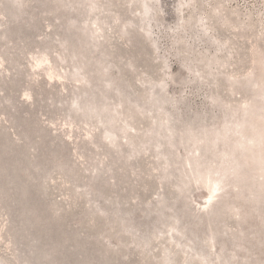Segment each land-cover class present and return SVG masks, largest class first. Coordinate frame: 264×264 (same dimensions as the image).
<instances>
[{"label":"rangeland","instance_id":"rangeland-1","mask_svg":"<svg viewBox=\"0 0 264 264\" xmlns=\"http://www.w3.org/2000/svg\"><path fill=\"white\" fill-rule=\"evenodd\" d=\"M0 264H264V0H0Z\"/></svg>","mask_w":264,"mask_h":264},{"label":"bare ground","instance_id":"bare-ground-1","mask_svg":"<svg viewBox=\"0 0 264 264\" xmlns=\"http://www.w3.org/2000/svg\"><path fill=\"white\" fill-rule=\"evenodd\" d=\"M104 23V22H103ZM77 70V69H76Z\"/></svg>","mask_w":264,"mask_h":264}]
</instances>
